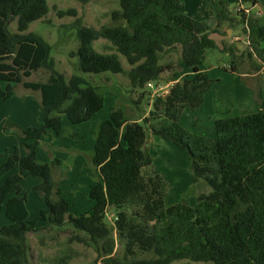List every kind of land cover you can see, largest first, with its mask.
Masks as SVG:
<instances>
[{"label": "trees", "instance_id": "trees-1", "mask_svg": "<svg viewBox=\"0 0 264 264\" xmlns=\"http://www.w3.org/2000/svg\"><path fill=\"white\" fill-rule=\"evenodd\" d=\"M119 1L111 25L96 28L84 25L79 17L75 20L79 46L71 55L78 57L79 69L91 74L127 73L133 88L142 89L165 72L161 53L180 46L181 63L193 76L175 82L167 94L155 96L150 117L143 121H129L123 109L116 108L99 123L90 156L97 178L89 197L95 204L75 215L54 179V168L63 162L58 158L43 162L37 150L51 132L66 138L63 116L73 124L87 122L104 107L105 97L82 75L67 79L56 69L52 45L27 32L33 21L49 13L47 0H0V20L5 19L0 30V80L6 82L5 87L0 85V100L10 99L16 85L22 84L41 92L43 115L40 126L24 128L9 119L0 127V136L9 129L20 132L25 150L22 155L16 146L0 165V217L10 220L0 227V264H27V233L40 221L51 226L69 223L94 244L103 243L105 262L114 261L116 230L124 246L121 264H171L183 259L205 264H264V100L260 92L254 96L260 111L217 119L213 139L198 137L179 125L182 111L196 110L212 89L213 80L200 68L208 50L218 47L210 33H220L227 22L233 29L240 16L248 38L263 53L264 20L231 10L228 0H217L216 14L206 20L191 17L183 0ZM237 3L256 6L258 0ZM60 15L77 16V11L70 8ZM14 20L17 31L11 32L8 23ZM101 38L110 41L117 52L98 51L95 41ZM34 52L35 60L26 58ZM119 53L131 66L129 70ZM41 68L49 71L47 81L24 79L23 75ZM150 119L170 122L154 127L153 132L188 151L194 183L204 181L211 187L210 192L198 194L195 205L166 203L170 184L152 168L154 158L146 146ZM17 166L19 171L13 172ZM29 176L39 179L32 190L44 204L33 218L23 187ZM110 207L117 211L114 226L105 221ZM143 253L153 257H141Z\"/></svg>", "mask_w": 264, "mask_h": 264}, {"label": "rangeland", "instance_id": "rangeland-1", "mask_svg": "<svg viewBox=\"0 0 264 264\" xmlns=\"http://www.w3.org/2000/svg\"><path fill=\"white\" fill-rule=\"evenodd\" d=\"M47 1L50 5L49 13L43 18L33 21L27 32H34L42 36L52 45L51 56L55 60L56 69L64 73L67 79L74 74L82 75L90 83L97 86L105 97L104 107L96 113L92 121L89 120L75 125L66 116H63L69 124H66L64 129L67 138H64L63 135L55 136L53 140L52 137L46 136L41 139L38 147L42 159H48V157L51 159V153H53V155L55 154L63 160L61 166L54 168V179L59 181L64 191V197L71 205V212L80 215L90 210L95 204L89 197L90 188L97 178L94 167L90 162V156H92L94 150L99 123L109 118L111 112L116 108L123 109L129 121H138V119H140L139 122L143 121L145 117H150L155 96L167 94L170 86L179 80L192 77L193 72L181 63V47L177 46L161 53L160 62L166 66L165 72L162 74V83L168 85L163 90L156 91L155 88H150L147 85L142 89H135L127 73H84L79 69L78 57L71 55V52L79 46L75 20L79 17L84 25L96 28L111 25L115 23L111 14L114 10L120 9V1L89 0L87 3H81L79 0ZM185 1L194 6L193 9H188V13L193 15L198 11L197 7L203 4L204 7L209 4L212 5L211 0ZM228 2L231 10L234 8L233 10L240 11L238 9L240 4L236 1ZM263 5L251 6L244 4L242 6L250 8V14L256 15L258 11H262L264 14ZM70 8L76 9L77 16L60 15V11ZM209 17L211 16H209L208 11V15L200 19L206 20ZM261 18L264 20V15ZM4 20H0V30L4 27ZM239 20L240 16L237 21L235 20L231 31L227 32L226 27L230 28L231 26L227 22L222 26L220 34L211 32V36L218 42V47L208 50L206 59L201 64V69L207 71L213 80L212 89L206 95L205 101L200 107L196 110L185 108L179 120V125L187 129L189 133L203 137L206 140L215 137L213 131L215 120L242 115L241 109H246L248 113H251L254 109L260 110V103L254 98L258 91L264 100V61L261 58L262 52L255 49V44L248 38V33L244 31V23L239 22ZM8 29L11 32H16L17 20L9 22ZM263 42L260 47L264 51ZM95 47L103 53L117 52L111 42L103 38L95 41ZM36 54L34 52L27 55L26 58L35 60ZM262 54L264 56V52ZM119 56L124 68L129 70L131 66L125 56L120 53ZM233 67L236 71H232ZM23 77L25 80L45 82L49 78V71L41 68L32 71L29 76L23 75ZM0 85L5 87L6 82L0 80ZM15 91V96L0 101V113L4 116L1 128L7 125L9 119L15 122L11 116L17 114L16 106L18 102L24 103L25 99L29 97L31 101H40V97L37 96L39 92L29 96L28 93H25L26 88L22 84L16 85ZM245 91L253 99L247 101L246 95H243V98L238 97V93L244 94ZM150 120L148 124L149 144L147 147L150 148V153L154 158L152 168L163 173L170 184V190L168 191L170 195L167 193L169 197L166 196L167 204L173 205L186 201L190 205H195L198 194L210 192L211 187L204 181H200L197 185L194 183L191 156L188 151L176 147H173L175 149L171 151L168 150V146L167 148L164 147V144L161 147L156 144L153 147L151 146L150 139L155 134L153 128L159 127L161 124H170V122L166 119ZM30 124H32L31 126H40L42 120L40 119L37 122V118L32 119ZM76 132H78V135L74 136ZM7 135H14L16 141L14 144L22 140L20 147L24 150L20 132L9 129L4 131L0 138ZM38 182L39 179L31 176L23 181L24 190L28 192L30 218L38 213L37 210L43 204L32 190ZM116 215L117 211L114 208L110 207L107 210L105 221L109 226H114ZM9 222L10 220L5 215L0 217V227ZM113 237L116 240L114 253L111 255L114 261L105 262L104 260L107 257L102 250L103 243L94 244L86 233L76 229L69 223L63 226H51L40 221L35 230L27 233L29 245L27 264H121L120 259L124 256V246L116 230H113ZM140 256L150 258L153 257V254L143 253ZM171 264L205 263L183 259L174 261Z\"/></svg>", "mask_w": 264, "mask_h": 264}, {"label": "crops", "instance_id": "crops-1", "mask_svg": "<svg viewBox=\"0 0 264 264\" xmlns=\"http://www.w3.org/2000/svg\"><path fill=\"white\" fill-rule=\"evenodd\" d=\"M216 1L217 0H211V3H212V5L211 4H209L208 6H206V7H204V4L202 5V6H200V7H197L198 8V11L197 12H195L194 13V15L193 14H189L188 13V9L190 8H192L193 9V7L194 6H192V5H190L189 3H187L185 0H183V2L185 3V6H186V11H187V13L191 16V17H193V18H195V19H198V20H202V19H200V18H202V17H206L207 15H208V11H209V16H211V17H213L215 14H216V11H217V3H216ZM228 1H230V2H238V0H228ZM263 5L264 4V2H263V0H258V3H257V5L256 6H260V5ZM264 6V5H263ZM234 9V8H233ZM226 29H227V32L230 30L231 31V28H229V27H226ZM211 34L212 33H210V36H211ZM217 34H220V33H217ZM212 37V36H211ZM213 39H215L214 37H212ZM217 44H218V42H216ZM264 43V42H263ZM200 68H201V66H200ZM37 92H39V93H37ZM25 93H28L27 95H29V96H31V95H34L35 93H37V96L38 97H40V101L38 102V101H31V100H29V98H26L25 99V102L24 103H20V102H18L17 103V114L15 115V116H11L14 120H15V122L17 123V124H19L20 126H22V127H24V128H27V127H29V126H31L32 124H30L31 123V121H32V119H36L37 118V122L41 119L42 120V122H43V115H42V107H41V99H42V97H41V92L40 91H34V90H31V89H27L26 88V92ZM15 94H16V91H15ZM243 95H246L247 96V101H250L251 100V98L253 99V97L250 95V94H248L246 91L244 92V94H240V93H238V97H240V98H243L242 96ZM13 96H15V95H13ZM12 96V97H13ZM11 97V98H12ZM1 101V100H0ZM40 103V104H39ZM247 104H249L248 102H247ZM40 105V106H39ZM260 110H258V109H254V111H252L251 113H256V112H259ZM99 112V111H98ZM241 114L242 115H245V114H251V113H248V111L246 110V109H241ZM95 115H96V113L93 115V117L90 119L91 121L93 120V118L95 117ZM4 116H2V114L0 113V127H1V124H2V122H3V118ZM69 120V119H68ZM70 121V120H69ZM138 121H140V119H138ZM71 122V121H70ZM215 122H216V120L214 121V124H215ZM72 123V122H71ZM69 125L66 121H65V118L63 117V129H65V125ZM73 124V123H72ZM81 124V123H80ZM76 125V124H75ZM213 131H214V125H213ZM65 135H66V133H64ZM215 135V134H214ZM48 136H50V137H52V139L54 140L55 139V136H62L61 134H59V135H57L55 132H51ZM64 137V136H63ZM160 137V138H159ZM65 138V137H64ZM67 138V137H66ZM22 140H20V142L18 141V143L17 144H14V143H16V141L14 140V135H7V136H5V137H2V138H0V154H2V156L0 157V165L6 160V158H7V156H8V154L10 153V152H12V150L14 149V145L15 146H21V144H22V142H21ZM150 141H151V146L153 147V145H158L159 147H161L162 146V144H164V147H166L167 148V146L169 147V149L168 150H174L175 148H173V147H176V148H179V147H177L174 143H172V142H169V141H166V140H164L161 136H159V135H152L151 136V139H150ZM165 142L167 143L166 145H165ZM52 143V142H51ZM151 147V148H152ZM21 148V154L22 155H24V153H25V151L24 150H22V147H20ZM4 150H7L6 152L4 151ZM182 150V149H181ZM5 152V153H4ZM37 154H38V158L41 160V161H45V162H48V161H50V160H53V158L56 156L55 154L53 155V153H51V159H50V157H48V159H42L41 158V156H40V150H39V148H38V150H37ZM56 158H58V159H60L62 162H63V160L60 158V157H57L56 156ZM55 159V158H54ZM17 171H19V166H17L16 168H15V170L13 171V172H17ZM27 177H25V179H26ZM24 179V180H25ZM170 193V192H169ZM168 193V194H169ZM170 195V194H169ZM169 195L167 196V197H169ZM167 199V198H166ZM166 203H167V201H166ZM29 207V206H28ZM42 207H44V204H42V206H40L39 207V209L40 208H42ZM29 209V208H28ZM37 209H38V207H37ZM38 209V210H39ZM38 210H37V212H38Z\"/></svg>", "mask_w": 264, "mask_h": 264}, {"label": "built area", "instance_id": "built-area-1", "mask_svg": "<svg viewBox=\"0 0 264 264\" xmlns=\"http://www.w3.org/2000/svg\"><path fill=\"white\" fill-rule=\"evenodd\" d=\"M242 5L243 4H240V6H238V9L240 11H245L246 13H250V9L245 7V6H242ZM236 11H238V10H236ZM256 15L262 17L264 14L262 13V11H258ZM147 86L150 87V88H155L156 91L163 90L165 87H168V85H165V84L162 83V77L160 79L156 80V81L154 80V81L148 82ZM170 87H169V90H170Z\"/></svg>", "mask_w": 264, "mask_h": 264}, {"label": "water", "instance_id": "water-1", "mask_svg": "<svg viewBox=\"0 0 264 264\" xmlns=\"http://www.w3.org/2000/svg\"><path fill=\"white\" fill-rule=\"evenodd\" d=\"M149 144V141H147L146 146Z\"/></svg>", "mask_w": 264, "mask_h": 264}]
</instances>
